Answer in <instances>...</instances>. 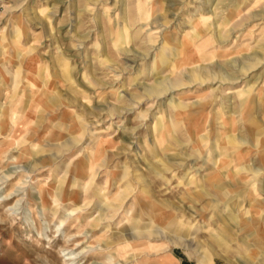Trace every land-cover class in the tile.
Wrapping results in <instances>:
<instances>
[{
    "label": "rangeland",
    "instance_id": "rangeland-1",
    "mask_svg": "<svg viewBox=\"0 0 264 264\" xmlns=\"http://www.w3.org/2000/svg\"><path fill=\"white\" fill-rule=\"evenodd\" d=\"M132 243L264 264V0H0V264Z\"/></svg>",
    "mask_w": 264,
    "mask_h": 264
},
{
    "label": "bare ground",
    "instance_id": "bare-ground-1",
    "mask_svg": "<svg viewBox=\"0 0 264 264\" xmlns=\"http://www.w3.org/2000/svg\"><path fill=\"white\" fill-rule=\"evenodd\" d=\"M127 245H130V244H126V246ZM131 246V248H132V251H133V253H132V257H134L135 256V262H134V264H139V255H138V257H137V254L139 253L140 254V252L141 251H139V249H138V247H137V245H135V244H131L130 245ZM105 249H106V247H105ZM119 250H121V249H123V247L121 246V248H118ZM144 250V249H143ZM138 252V253H137ZM128 259L125 257V256H122V258H120L118 261H117V263H119V264H127V261Z\"/></svg>",
    "mask_w": 264,
    "mask_h": 264
}]
</instances>
